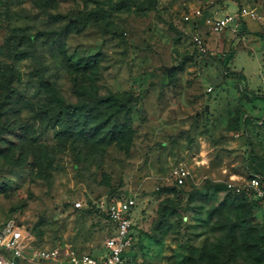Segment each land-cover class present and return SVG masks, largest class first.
I'll return each mask as SVG.
<instances>
[{"label":"rangeland","instance_id":"rangeland-1","mask_svg":"<svg viewBox=\"0 0 264 264\" xmlns=\"http://www.w3.org/2000/svg\"><path fill=\"white\" fill-rule=\"evenodd\" d=\"M0 83V226L98 255L101 205L132 197L128 264H264V204L239 224L228 187L264 171V0H0ZM46 84L69 106L136 102L82 130L50 119Z\"/></svg>","mask_w":264,"mask_h":264},{"label":"built area","instance_id":"built-area-1","mask_svg":"<svg viewBox=\"0 0 264 264\" xmlns=\"http://www.w3.org/2000/svg\"><path fill=\"white\" fill-rule=\"evenodd\" d=\"M199 16L200 12L197 11ZM245 16L254 17L253 12L242 9L233 15H226L221 19L208 21L211 30L215 33L222 31L235 32L237 26ZM188 20V17H185ZM193 42L198 50L206 52L203 41L199 36L193 37ZM186 172L181 170L177 173V182L183 184ZM236 191L248 199L264 204V177L256 174H249ZM136 206L132 197L122 200L112 199L101 205V210L111 224L112 232L105 239L103 251L98 255L92 253L74 252L66 253L62 258L57 249L38 248L33 245L29 234L24 233L13 221H7L0 226V264H124L125 257L135 244L133 229V211ZM75 209L81 208V203L74 204Z\"/></svg>","mask_w":264,"mask_h":264},{"label":"trees","instance_id":"trees-1","mask_svg":"<svg viewBox=\"0 0 264 264\" xmlns=\"http://www.w3.org/2000/svg\"><path fill=\"white\" fill-rule=\"evenodd\" d=\"M245 33L244 29L242 28V34ZM95 63V62H94ZM3 83H0V88ZM10 81H8L5 86L9 88ZM4 88V87H3ZM46 94L49 96L50 99V110L51 112L50 119L54 118L55 124L60 125H67L69 122V118H74V120L79 124L80 129H84V127L89 124L92 120H97L99 116H107L106 122L109 125L117 124L120 115L124 112L125 108L129 104H133L136 102V98L129 94L123 95H111L104 99H97L91 104H77V105H66L62 101L61 97L57 94L55 89L51 86V84H46ZM55 107V108H54ZM104 108L110 109L109 112H105ZM48 112V111H47ZM246 118H243L244 122ZM264 125V120L262 122ZM256 174L259 176L264 177V171H259L257 169L253 170L250 169L248 171L247 177L249 174ZM225 189V187L221 186ZM220 187V188H221ZM230 194L228 198H231V194L234 193V190H229ZM239 199L240 204L235 207L234 210H237L239 213L238 221L239 224H247L252 221V213L253 210L258 206V202L248 199L243 194L238 193L236 194ZM233 206V204L231 205ZM104 219L108 221L106 215L103 213ZM110 224V223H109ZM134 229V226H133ZM112 232V227L110 224V232ZM229 234V230L226 231ZM231 233V232H230ZM36 245V244H35ZM217 254V250L215 251ZM83 253V252H82ZM80 254V253H78ZM215 255V254H214ZM126 258V257H125ZM124 264H128L127 260L124 261Z\"/></svg>","mask_w":264,"mask_h":264},{"label":"crops","instance_id":"crops-1","mask_svg":"<svg viewBox=\"0 0 264 264\" xmlns=\"http://www.w3.org/2000/svg\"><path fill=\"white\" fill-rule=\"evenodd\" d=\"M257 115V116H256ZM256 115H255V118H263L264 117V109H263V114L261 115V116H259V114L258 113H256ZM259 123V122H258Z\"/></svg>","mask_w":264,"mask_h":264},{"label":"water","instance_id":"water-1","mask_svg":"<svg viewBox=\"0 0 264 264\" xmlns=\"http://www.w3.org/2000/svg\"><path fill=\"white\" fill-rule=\"evenodd\" d=\"M206 110H207V108H206Z\"/></svg>","mask_w":264,"mask_h":264}]
</instances>
